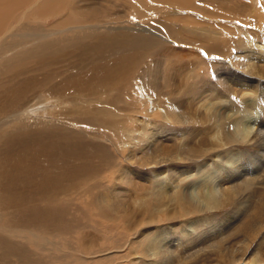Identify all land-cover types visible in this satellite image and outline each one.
Instances as JSON below:
<instances>
[{
    "label": "bare ground",
    "instance_id": "bare-ground-1",
    "mask_svg": "<svg viewBox=\"0 0 264 264\" xmlns=\"http://www.w3.org/2000/svg\"><path fill=\"white\" fill-rule=\"evenodd\" d=\"M221 7L217 0H0V264H59L67 257L61 250L57 254L58 244L66 248L64 240L75 242L80 264H117L113 255L122 252L120 247L102 245L95 250L96 234L92 231L100 226L96 218L113 222L115 213L120 219L116 223L125 224L124 215L120 216L122 204L114 201L123 191L112 183L113 176L105 177L104 193L98 197L94 189L101 184L92 181L93 175L102 176L104 171L117 168L123 180L127 170L112 155H120L121 161L122 147L127 143L143 142L141 150L144 154L149 151L150 160L164 155L155 133L150 136V146L138 138L155 123L119 114L137 109L130 99L137 95L142 101L158 102L159 110L144 108L157 120H162L159 111L165 116L175 113L170 104L184 112L192 111V66L188 55L178 52L173 44L223 56L225 48L214 33L224 31L222 22L239 19L230 13L221 14ZM192 13L202 20H192ZM212 17L217 25L214 22L201 29ZM178 81L186 89L182 97H178L179 86H170ZM52 108L63 109L56 115L58 120L51 118ZM218 114L212 120L224 131L239 130V118L233 120L232 114L222 121L224 113ZM161 120L155 126L160 127ZM177 123L185 122L174 119L171 124ZM187 123L196 124L191 117ZM109 131L122 145L114 152L94 136ZM229 140V144L234 143L231 136ZM27 161L36 165L31 176L27 173L28 178ZM199 172L214 182L211 174L216 172L209 174L204 168ZM231 181L227 185L232 186ZM185 190L172 198L176 204L192 205L190 197L183 195ZM237 192L239 188L232 186L219 193L228 197ZM73 196L77 203L67 201ZM259 197L261 204L241 199L238 210L251 207V213L238 234L254 237L261 221L264 223V191ZM85 203L95 217L87 216L92 226L83 220L86 217L81 207ZM179 208L180 216L174 219L192 215ZM129 219L127 214L126 221ZM202 236L191 237L186 245L203 241ZM112 239H106L109 245L117 241ZM157 244L149 242L147 248L156 249ZM81 245L84 250L78 248Z\"/></svg>",
    "mask_w": 264,
    "mask_h": 264
},
{
    "label": "rangeland",
    "instance_id": "rangeland-1",
    "mask_svg": "<svg viewBox=\"0 0 264 264\" xmlns=\"http://www.w3.org/2000/svg\"><path fill=\"white\" fill-rule=\"evenodd\" d=\"M217 1L223 7L219 9L221 14L230 13L240 20L224 21L222 22L224 31L217 30V34L214 33L222 42L223 49L225 48L223 56L207 54L200 48L188 49L173 44L178 52L188 55L192 66L189 70L194 95L193 101L190 102L193 105L192 111L184 112L181 108L176 109L175 105L170 104L175 113L171 115L168 113L165 116L159 111L162 116V120L159 119L161 126H155L160 121L151 118L144 108L159 110L161 107L157 105L158 102L155 99L142 101L137 95L130 96L137 109L132 113L123 111L119 114V116L135 118L142 122L148 118L153 124L155 123L150 124L149 130L145 131L147 133H140L138 138L149 145L150 136L155 133V137L158 136L157 138L161 139V148L165 149L164 155L150 160L149 151L144 154L145 150H141L143 142L133 143V145L127 143L122 147L124 150L121 161L120 155L117 156L115 153L112 155V158L120 162L119 165L123 162L120 167L127 170V176L125 175L123 180V177H119L121 173L117 171V168L104 171L102 176H97V173L93 175L92 181L95 184H101V187L97 189L91 187L98 197L104 193L105 187L102 181L105 177L113 176L112 183L123 191L114 201L119 200L122 204L120 216L124 215L125 224L116 223L120 219L119 213H115L113 222L96 218L99 222L96 225L100 226H95L98 231H92L96 234L95 250H100L102 245L120 247L122 252L113 255L117 257V264H264V244H262L264 243V223L262 224L261 221L260 228L257 229V237L237 233L238 228L251 213V207L238 210L241 199L242 202L250 199V203L261 204L259 193L264 191V103H261L264 100V0ZM118 10L121 9L118 8ZM189 16L193 17H190L192 20L196 18L202 20L201 16L193 13ZM29 20L34 21V19ZM210 20L211 23L209 21V24L203 25L201 29H207L206 27L213 25L214 22L217 25L216 19L212 17ZM170 84L172 88L180 87L178 97H182L186 92V89L182 88L181 81ZM163 85L165 92L168 93L167 86L164 83ZM134 90L138 89L134 88ZM233 97L236 99L233 100ZM53 109L50 110V116L55 121L58 120L56 115L63 109L57 108L56 111ZM222 112L224 113L222 121L229 120L232 114L233 120L239 118V130L226 132L219 126L220 123L212 120L214 114ZM188 117L193 118L196 124L188 126ZM174 119L185 123L171 124ZM198 120L202 125L197 122ZM139 123L136 122V124ZM162 125L166 128L164 132ZM156 127L159 130L156 131ZM140 130L142 132V128ZM94 136L106 142L113 152L122 146L113 131L98 133ZM230 136L235 144H229ZM18 144L21 145L22 142L18 140ZM187 145H190V148ZM26 165L25 177L28 178L27 173L31 176L36 165L31 161H27ZM202 168L209 174L217 173L211 174L214 175V182L203 178L202 173L199 172ZM230 181L232 186L239 188V192L228 197L221 196L220 190L232 187L227 185ZM83 189L87 190V186L85 185ZM184 189L186 190L183 195L190 197L192 205L176 204L172 199L177 198L178 193L182 194ZM71 199L77 203L76 196L68 198L67 201ZM147 203L150 205L148 206ZM140 204H142L141 208L144 206V211L139 209ZM89 207L86 203L82 204L81 209L86 217L83 222L92 226L93 222L89 221L90 217L87 216L95 217ZM179 207L183 208L185 213L189 212L192 215L185 219L182 217L174 219L180 216ZM237 210L238 213H236ZM127 214H130L129 221H126ZM123 232L124 238L121 239ZM112 236V242L116 240V244L119 242L117 245L115 243L109 245L108 241ZM195 236H202L204 239L188 247L186 245L189 242L188 239ZM98 240H102L104 244L102 241L97 243ZM64 242L66 248H61L58 244L57 254H59L58 250H61L67 254V257L58 261L59 264H80L81 255L76 252L75 242L66 240ZM149 242L159 244L156 249L155 247L151 249L147 248ZM78 248L84 250L83 245Z\"/></svg>",
    "mask_w": 264,
    "mask_h": 264
},
{
    "label": "snow or ice",
    "instance_id": "snow-or-ice-1",
    "mask_svg": "<svg viewBox=\"0 0 264 264\" xmlns=\"http://www.w3.org/2000/svg\"><path fill=\"white\" fill-rule=\"evenodd\" d=\"M232 99H233V100H235L236 98H235V97H233ZM261 103H264V100H262V101H261Z\"/></svg>",
    "mask_w": 264,
    "mask_h": 264
}]
</instances>
